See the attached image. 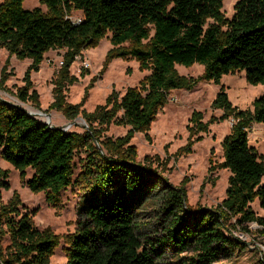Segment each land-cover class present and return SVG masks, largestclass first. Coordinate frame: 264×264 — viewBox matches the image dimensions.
Masks as SVG:
<instances>
[{
	"label": "trees",
	"instance_id": "obj_1",
	"mask_svg": "<svg viewBox=\"0 0 264 264\" xmlns=\"http://www.w3.org/2000/svg\"><path fill=\"white\" fill-rule=\"evenodd\" d=\"M22 3L0 0V49L31 61L15 96L38 107L31 73L39 70L49 50H65L51 82L49 109L66 120L80 115L86 127L83 133L49 127L0 98V157L19 172L21 181L31 170L27 188L43 193L55 208L60 192L72 184L79 149L89 151L82 177L91 182L75 231L63 237L38 229L35 212H21L15 194L6 203L0 198V264H49L61 239L65 264H214L244 249L231 230H246L245 223L263 225L249 205L257 200L264 210V158L249 145L248 135L254 124L264 123V95L253 100L252 110H239L220 87L212 102L222 111V120L233 122L222 140L220 164L230 175L225 198L216 208L188 206L185 181L170 185L151 162L145 163L147 158L136 160L130 142L148 131L171 90H190L200 81L219 84L223 75L235 72H243L250 85H264V0H238L230 18L221 12L222 0H39L45 12L39 7L24 10ZM73 11L81 14L78 24L70 19ZM107 34L112 48L106 61L133 58L149 74L122 95L112 92L88 113L81 109L84 100L76 105L64 101L66 87L77 82L69 69L76 56ZM194 64L203 67L197 78L183 77L175 69ZM8 74L2 68L0 90ZM200 119L199 113L192 114L191 121L204 129ZM111 124L129 129L122 137L101 139ZM0 178L7 190V172L0 171ZM154 199V238L145 239L132 206L143 200L153 204ZM232 218L235 224L229 222ZM257 264H264V255Z\"/></svg>",
	"mask_w": 264,
	"mask_h": 264
},
{
	"label": "rangeland",
	"instance_id": "obj_2",
	"mask_svg": "<svg viewBox=\"0 0 264 264\" xmlns=\"http://www.w3.org/2000/svg\"><path fill=\"white\" fill-rule=\"evenodd\" d=\"M237 1L222 0L221 12L225 17L232 16ZM22 7L24 10L39 7L43 12L46 11L45 7L39 4V0H23ZM79 14L73 11L70 17L76 19ZM109 36L110 34H107L95 47L80 53V60H87L88 68H83L76 60L71 65L70 75L76 77L77 82L67 86L64 91V101L67 104L76 105L84 100L81 109L92 112L97 106L103 105L112 92L122 95L127 88L136 87L149 74L147 70H140L138 62L133 58L115 57L106 61V55L112 48ZM64 52L65 50L61 49L49 50L44 54L39 70L31 73L32 88L38 94L37 107L31 102L23 103L15 96L17 89L23 86L22 79L31 61L9 57L4 49H0V76L2 68L9 73L4 89L0 90V98L27 112H31V109L39 111L40 114L33 116L43 124L48 122L49 126L60 127L64 131L83 133L86 124L80 115L74 120H66L60 112L49 109L53 102L51 82L60 68ZM175 69L179 75L186 78H197L203 73V67L198 64L191 67L175 65ZM220 87H224L231 105L239 110H252L253 100L264 95V85L248 84L243 72L223 75L219 84L200 81L190 90H171L165 104L145 133L147 137L144 133H137L130 142L136 149V160L142 163L147 158L145 163L151 162L152 168H157L159 175L170 185L176 187L185 181L187 205L191 208H216L225 198L230 173L220 167L223 162L222 140L229 133L233 122L231 119L222 120V111L212 107ZM195 112L201 115L199 122L204 129H200L191 121ZM41 113L49 115L48 120ZM128 129V126L111 124L100 137L115 139L124 136ZM248 139L249 145L264 158V123L254 124ZM182 149L186 152L179 154ZM88 154L86 148L76 151L72 184L60 192L61 201L57 208L48 204L43 193L34 194L29 191L25 182L31 177V170H26V178L21 181L19 172L0 157V171L7 172L5 182L9 186L7 190L0 186L2 202H8L15 194L20 200L21 212H35L33 222L38 229L48 228L59 237L72 234L77 226L78 211L84 204L90 188V177H82L88 168ZM261 182H264V176ZM155 200L153 204L148 200L137 201L132 206L134 220L141 237L145 239L154 238L158 214ZM249 206L256 216L263 219V225L252 222L243 224L246 230L238 226L232 229V237H240L238 241L244 243L245 248L234 250L228 257L214 264H257L261 255H264V210L259 207L257 200ZM229 222L235 224V218ZM64 248L61 239L50 257L49 264H65Z\"/></svg>",
	"mask_w": 264,
	"mask_h": 264
},
{
	"label": "built area",
	"instance_id": "obj_3",
	"mask_svg": "<svg viewBox=\"0 0 264 264\" xmlns=\"http://www.w3.org/2000/svg\"><path fill=\"white\" fill-rule=\"evenodd\" d=\"M70 19H71V17H70ZM71 21L74 23V24H78L80 21H81V19H80V17H78V18H76V19H71ZM75 60L76 61H78V62H80V65L83 67V68H88L89 67V63H88V61L87 60H80V56L78 55V56H76L75 57ZM61 65V64H60ZM237 237V236H236ZM238 239H241L240 237H237Z\"/></svg>",
	"mask_w": 264,
	"mask_h": 264
},
{
	"label": "bare ground",
	"instance_id": "obj_4",
	"mask_svg": "<svg viewBox=\"0 0 264 264\" xmlns=\"http://www.w3.org/2000/svg\"><path fill=\"white\" fill-rule=\"evenodd\" d=\"M31 112H32V114H36V115L40 114L39 111L34 110V109H31ZM31 112H30V113H31ZM41 115H44V114L41 113ZM44 116H46V115H44ZM46 118H47V116H46ZM46 120H48V118H47Z\"/></svg>",
	"mask_w": 264,
	"mask_h": 264
},
{
	"label": "water",
	"instance_id": "obj_5",
	"mask_svg": "<svg viewBox=\"0 0 264 264\" xmlns=\"http://www.w3.org/2000/svg\"><path fill=\"white\" fill-rule=\"evenodd\" d=\"M27 112V111H26ZM27 114L29 115V116H33V114L32 113H30V112H27ZM47 117H49V115H47ZM45 125H48V122H46V123H44ZM49 127H51V126H49ZM86 127V126H85Z\"/></svg>",
	"mask_w": 264,
	"mask_h": 264
},
{
	"label": "crops",
	"instance_id": "obj_6",
	"mask_svg": "<svg viewBox=\"0 0 264 264\" xmlns=\"http://www.w3.org/2000/svg\"><path fill=\"white\" fill-rule=\"evenodd\" d=\"M80 13V12H79ZM81 16V14H79V17Z\"/></svg>",
	"mask_w": 264,
	"mask_h": 264
}]
</instances>
